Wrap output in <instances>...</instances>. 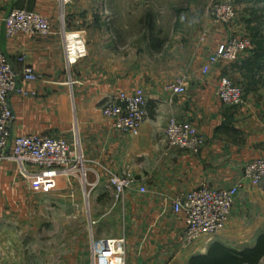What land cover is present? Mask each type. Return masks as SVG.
<instances>
[{
	"label": "crops",
	"instance_id": "1",
	"mask_svg": "<svg viewBox=\"0 0 264 264\" xmlns=\"http://www.w3.org/2000/svg\"><path fill=\"white\" fill-rule=\"evenodd\" d=\"M63 3L0 0V49L16 71H21L19 58L24 56L25 63L41 76L24 84L35 95L13 94L9 98L12 136H62L76 144L85 158L88 196L62 200L60 205L67 210L59 217L67 221L66 234L48 250L51 260L37 263L90 264L92 239L123 237L126 264H212L225 255L254 248L264 235V179L254 185L244 178L243 170L264 150V112L251 106L250 94L256 88L251 84L243 107L222 104L215 88L220 76L231 78L233 70L240 69V61L218 64L203 76L197 71L206 61L202 58L194 70L179 77L186 86L185 93L174 94L167 89L171 80L146 81L137 71L125 70L118 53L100 61L89 47L72 59V50H67L66 25L60 19ZM13 8L47 17L51 33L7 38L3 19ZM139 87L146 94L139 134L112 129L111 120L100 112L103 98ZM171 118L190 122L200 130L205 145L198 154L167 146L164 131ZM112 174H130L137 181L119 202L114 201L108 186ZM63 179L60 177L58 183L75 191ZM237 182L242 186L224 230L211 239L203 236L184 245V215L172 210L170 198L202 183L228 188ZM28 186L17 164L0 162V191L7 192V200L13 199L9 196L12 191L21 193ZM139 187L146 192H139ZM5 201L3 197L1 204ZM107 201L111 208L117 207L116 211L119 206L125 211L112 214L104 210ZM257 264H264V255Z\"/></svg>",
	"mask_w": 264,
	"mask_h": 264
},
{
	"label": "rangeland",
	"instance_id": "2",
	"mask_svg": "<svg viewBox=\"0 0 264 264\" xmlns=\"http://www.w3.org/2000/svg\"><path fill=\"white\" fill-rule=\"evenodd\" d=\"M227 4L232 15L225 11ZM60 9L66 37L76 34L83 40L81 52L91 47L100 61L118 53L125 70L137 71L146 81H179L222 44L249 39L250 47L226 63L240 61V69L233 70L231 78L222 76L244 90L243 105L237 107L246 104L251 84L256 87L250 94L251 106L264 112V0H68ZM61 178L75 191L63 182L49 192L28 186L21 193L12 191L11 201L0 191V264L51 260L48 250L67 231V221L59 217L67 207L60 203L70 196H88L80 175ZM122 197L113 199L119 202ZM107 203L106 211H125Z\"/></svg>",
	"mask_w": 264,
	"mask_h": 264
},
{
	"label": "built area",
	"instance_id": "3",
	"mask_svg": "<svg viewBox=\"0 0 264 264\" xmlns=\"http://www.w3.org/2000/svg\"><path fill=\"white\" fill-rule=\"evenodd\" d=\"M61 1L66 3L68 0ZM225 11L232 15L230 4L225 6ZM3 27L5 36L9 39L19 35H48L52 31L47 17L23 8L9 10L3 19ZM249 47V39L222 44L208 57L198 72L208 76L214 66L235 61ZM67 50L70 52V47ZM77 54L81 56L84 53L78 50ZM19 61L22 63L20 72L14 69L8 56L0 49V162L17 164L20 174L28 180L29 187L36 191L55 190L60 177L75 178L80 175L85 181L84 155L76 144L73 145L65 137L47 134L12 136L13 114L9 98L13 94L35 95L24 84L41 78L25 63L24 56ZM215 88L222 104L230 107L243 105V88L235 85L227 76H220ZM167 89L174 94H184L186 86L179 80L168 84ZM145 104L146 94L142 88H135L131 92L118 91L103 98L100 112L111 120L112 129L136 136L145 118ZM164 141L168 147L193 154H198L205 145L203 134L194 124L176 118L169 119L164 131ZM243 176L254 185L262 182L264 150L260 156L244 166ZM136 183V179L130 174H112L108 186L113 198L118 200L126 191L133 189ZM241 186V182H237L228 188H212L202 183L170 198L172 210L184 215V245H191L203 236L211 239L224 230ZM138 191L146 192V189L139 187ZM90 264H126L124 238L92 239Z\"/></svg>",
	"mask_w": 264,
	"mask_h": 264
},
{
	"label": "trees",
	"instance_id": "4",
	"mask_svg": "<svg viewBox=\"0 0 264 264\" xmlns=\"http://www.w3.org/2000/svg\"><path fill=\"white\" fill-rule=\"evenodd\" d=\"M264 255V235L258 238L254 248L223 256L212 264H257Z\"/></svg>",
	"mask_w": 264,
	"mask_h": 264
},
{
	"label": "bare ground",
	"instance_id": "5",
	"mask_svg": "<svg viewBox=\"0 0 264 264\" xmlns=\"http://www.w3.org/2000/svg\"><path fill=\"white\" fill-rule=\"evenodd\" d=\"M68 42L70 50H72L71 58L74 59L77 56L78 50L84 49L83 40L76 34L68 35Z\"/></svg>",
	"mask_w": 264,
	"mask_h": 264
}]
</instances>
